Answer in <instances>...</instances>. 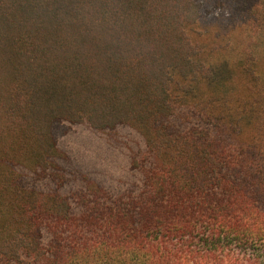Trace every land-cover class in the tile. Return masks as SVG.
<instances>
[{
    "label": "trees",
    "instance_id": "1",
    "mask_svg": "<svg viewBox=\"0 0 264 264\" xmlns=\"http://www.w3.org/2000/svg\"><path fill=\"white\" fill-rule=\"evenodd\" d=\"M61 122L137 131L143 190L24 187ZM31 263L264 264V0H0V264Z\"/></svg>",
    "mask_w": 264,
    "mask_h": 264
},
{
    "label": "rangeland",
    "instance_id": "2",
    "mask_svg": "<svg viewBox=\"0 0 264 264\" xmlns=\"http://www.w3.org/2000/svg\"><path fill=\"white\" fill-rule=\"evenodd\" d=\"M232 55L239 56L235 51ZM187 114V111L179 113L174 124L183 127L195 124L194 116L189 122L183 120ZM54 134L64 158L55 160V167L45 172L16 167L24 187L41 192L58 190L70 199L76 213L83 210L82 196L89 182L114 189L118 196L143 190L144 173L150 167L149 155L143 137L134 129L120 126L97 131L88 125L61 122L55 124Z\"/></svg>",
    "mask_w": 264,
    "mask_h": 264
}]
</instances>
